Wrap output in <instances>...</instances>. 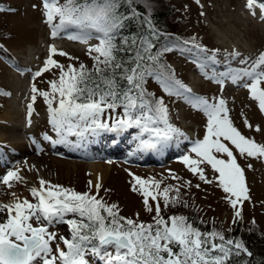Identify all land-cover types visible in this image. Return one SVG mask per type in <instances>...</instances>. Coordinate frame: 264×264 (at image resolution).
I'll use <instances>...</instances> for the list:
<instances>
[{"label":"snow or ice","instance_id":"6c2138e0","mask_svg":"<svg viewBox=\"0 0 264 264\" xmlns=\"http://www.w3.org/2000/svg\"><path fill=\"white\" fill-rule=\"evenodd\" d=\"M258 2L246 0L245 6L253 16ZM124 3L128 6L127 14L119 12L120 0H64L63 3L42 0L43 15L51 26L52 37L67 33L68 39L84 44L90 39L97 41L88 47L93 60L91 69L82 63L78 68L60 64L53 55L68 54L53 45L44 66L34 74L39 77L51 69H59L58 80L50 82L51 91H39L35 85L31 89V100L35 102L38 93L48 107L49 123L59 137L53 143H70L69 136L85 139L86 135L101 132L123 134L138 129L133 137L138 141L137 150L160 152L174 139H187L171 123L164 99L145 87L147 79L153 78L166 93L181 97L206 115L203 139L192 141L189 154L181 159L205 183L213 181L207 179L201 165H210L218 173L219 187L229 194L228 202L235 209L233 223H237L242 218L238 204L250 197L244 169L234 153L245 159L264 160V143L246 137L234 126L225 99L210 102L182 83L162 59L164 53L173 49L165 44L162 50L153 51L160 33L150 15L134 7L136 0H124ZM259 8V18L264 21V3H259ZM129 21L138 22L140 27L135 33L123 35ZM176 41L175 47L189 46V52L203 54L212 63L218 62L219 50H212L209 56V50L196 42L195 37L183 41L177 37ZM227 55L236 58L241 54L234 50ZM239 63L245 66L229 73L228 78L233 83L244 81L242 86L264 113V52L255 59L243 58ZM27 108L30 118L33 104L29 103ZM244 122L252 128L247 119ZM255 130L261 131L259 126ZM145 135L147 139L143 138ZM172 178L179 179L174 175ZM133 181L132 190L137 191L139 186L151 222L141 221L139 213L135 219L121 216L118 205L98 198L101 188L98 181L95 184L89 181V190L81 193L40 178L39 187L29 188L35 202L16 197L13 202L0 204V213H6V219L0 222V264H250L249 260L241 259L253 256L241 239L226 236L214 227L202 230L184 215L165 218L163 212L170 206L181 203L188 206L180 199L179 187L168 185L161 189V181L135 175ZM13 182L26 183L19 169H9L0 175L4 186L11 188ZM172 191L175 195H170ZM57 224H66L69 236L49 231Z\"/></svg>","mask_w":264,"mask_h":264},{"label":"rangeland","instance_id":"374dc122","mask_svg":"<svg viewBox=\"0 0 264 264\" xmlns=\"http://www.w3.org/2000/svg\"><path fill=\"white\" fill-rule=\"evenodd\" d=\"M166 1L175 9L173 16L180 20L175 31H184L186 40L195 37L196 42L209 50V56L212 50H219L216 52L218 62L212 63L205 59L203 54L189 52L187 50L189 46L183 49L174 47L168 52L167 59L176 77L192 88L196 95L204 96L210 102H214L217 98L225 99L234 126L246 137L264 143V113L259 110L258 102L250 98L249 90L242 86L244 81L238 84L230 80L222 81L225 78L222 75L224 72L218 66L226 63L224 59H232L229 58L228 53L238 51L229 45L227 40L222 39L219 32L229 40L236 41L235 45L245 54V58L254 59L253 53H247L241 44L246 41L247 50L264 52V22L258 15L253 16L250 11L246 14L242 13L246 18L238 13L244 19L237 20L235 14L240 5L246 4V0H200L199 3L196 0ZM258 6L259 2L256 8ZM0 30L3 31V37H0V118L3 110L8 106V100L19 77L22 78V86L27 89V95H24L25 104L27 106L29 103L33 104L31 117L35 119L31 130L18 133L19 144L12 142L16 130L10 125H0V175L15 168L19 169L20 174L26 178V183L13 182L11 188L0 183V204L13 202L16 197L35 202L29 188L39 187L40 178L54 185H62L81 193L86 192L89 190L88 182L92 181L88 159L94 157L99 158L97 161L102 165L109 166L104 177L97 179L101 184L99 197L107 202H114L118 205L119 211L128 218L135 219L136 214L139 213L141 221L147 222L151 219V215L143 205L139 186L137 185V191L132 190L133 175H135L161 181V189L168 185H172L173 188L179 187L182 201L192 204L202 217L218 220L223 227L234 219L235 209L228 202L229 194L219 187L218 173H215L210 165H201L207 179L213 181L205 183L199 179L198 174L193 175L181 159L183 155L189 154L192 141L203 139L207 117L202 110L191 107L181 97L169 95L156 81L152 85L147 82L151 92L164 99L170 110L171 123L178 127L187 139L184 137H180L179 141L174 139L160 152L139 151L140 161L136 160L138 152L128 153L133 148L137 149L138 141L133 137L138 129H129L120 136L126 144L120 150L114 144L116 137L110 140V135L116 136V133L110 132H101L95 136L86 135L85 139L69 136L74 137L68 138L70 143H50L47 137L51 135L53 127L45 116L48 107L44 98L38 93L35 102L31 100L33 95L31 89L35 85L39 91H51L50 82L58 80L59 69H51L39 77L34 74L44 66L45 60L49 57L50 42L59 51L68 54L53 55V59L60 64L65 67L69 64L77 67L82 63L90 67L93 60L88 53V47L96 44L97 41L90 39L83 46L71 43L67 33L52 37L51 26L46 23L43 15L42 0H1ZM16 93L22 95L20 88ZM27 106L24 115L28 118ZM245 119L252 128L246 127ZM257 126L261 131L255 130ZM143 138L148 137L145 135ZM58 139L57 136L56 140ZM99 140L102 144H98ZM183 142L185 144H182ZM176 145L179 148L176 149ZM114 151L119 155L113 153ZM107 154L112 156H106ZM234 154L237 155V161L244 169L250 197L249 200L243 201L242 205L238 204V208L242 210L240 221L255 223L264 230V160L245 159L238 153ZM126 156L130 157L125 159ZM155 156L157 160L152 162ZM249 164H251L250 168ZM173 175L178 176L179 179H173ZM196 185H199V188ZM170 195H175V191L170 192ZM150 203L153 202L150 200ZM4 219L6 213H0V222ZM49 231L69 236L66 224H57L50 227ZM52 246L55 248V243Z\"/></svg>","mask_w":264,"mask_h":264},{"label":"trees","instance_id":"16d2710c","mask_svg":"<svg viewBox=\"0 0 264 264\" xmlns=\"http://www.w3.org/2000/svg\"><path fill=\"white\" fill-rule=\"evenodd\" d=\"M60 1L61 3L64 2V0ZM120 4L121 6L118 9L119 12L127 14V4L124 3V0H120ZM134 7H136L137 10L144 15H150L153 24L156 26L158 32L160 33V40L156 44V48L153 49V51L162 50L165 44L173 49L177 43V37L180 38V41L186 40L185 38H187V36L185 35L184 31H175L176 27H178L179 25L180 20L173 16L175 9L172 5L168 4L166 0H136V4L134 5ZM139 27L140 25L138 22L129 21L127 27L123 29L122 34L129 35L130 33H135L137 32ZM0 37H3V31L1 30ZM116 42L119 43V39ZM167 54L168 52L164 53L162 58L163 62H165L166 64H168ZM78 67L79 66H77V68ZM88 68L91 69L92 66ZM154 81L156 80L153 78H148L145 87L154 96L160 97L158 94L151 92L150 88L147 87V82L148 84L150 83L152 85ZM156 82L159 86L163 87L158 81ZM117 111L119 112L120 110L118 109ZM98 198L100 197L98 196ZM107 203L115 204L114 202ZM161 207L163 208V203L161 204ZM119 214L121 216H124V214H122L120 211ZM173 214L184 215L191 218L193 221H195L196 226L200 227L202 230H208L214 227L217 230L223 231L226 236L241 239L244 242L245 246L249 249V251L253 253L252 257L243 256L241 259L249 260L250 264H264V230L257 224L241 222L240 220L237 223H233V220H231L227 226L223 227L218 220H213L204 216L202 217L199 211L194 208L192 204H188L187 207H184L183 203L179 204L177 207L170 206L163 212L165 218ZM124 217H126V215ZM147 222H151V219H148Z\"/></svg>","mask_w":264,"mask_h":264},{"label":"bare ground","instance_id":"6f19581e","mask_svg":"<svg viewBox=\"0 0 264 264\" xmlns=\"http://www.w3.org/2000/svg\"><path fill=\"white\" fill-rule=\"evenodd\" d=\"M260 2L264 3V0H259V3ZM245 5L242 4V5L239 6L238 12L235 14V17L237 18V20L242 18V17H240L242 15V13L245 12V14H246V12L249 11V9ZM255 11H256V15L260 16V8H259V6H258V8H255ZM238 13L241 14V15L239 16ZM242 16H244L246 18V16L244 14ZM243 19L244 18H242V20ZM219 34H220V37L222 39L227 40L228 44L231 45L232 47H235L238 50V52L241 54L237 58L229 57V58H232L231 60H227V58H226V59H224V60H226L225 61L226 63L218 64V66L221 67L223 69V72H224L223 76L225 78H223L222 81L230 80V82H232L231 79L228 78V74L233 72L234 70H238V69H240L241 67L244 66V65L242 66L239 63V61L241 59L245 58V54H243V52H241V50H239V48L235 45L236 41L229 40V38H227V36H225L224 34H222L220 32H219ZM241 45L244 47L243 49H245V51L247 53H251V52L253 53L254 59L259 55L258 53H260V52L256 53V52L252 51L253 49L251 51L247 50L248 49V47H247L248 43L246 41H244ZM30 50H31V48L29 49V51ZM30 60H31V58H30ZM17 78L18 79H17V81H16V83L14 85V91L11 93V97L8 100L9 101L8 102V106L3 110V114L1 115V118H0V125H10L12 127V129L16 130L17 133L13 134L14 135V139L12 140V142L15 143V144H19L20 143V137L18 138V133H20L21 131L23 132V131L31 130L33 125H34V123H35V119L34 118H32V117H30V118L28 117L27 118L24 115V112H25L24 108L26 106L25 101H24V95H27V89L22 86L23 85L22 78H19V77H17ZM19 88L21 90L22 95L20 93L19 94L16 93V90L18 91ZM36 116H38V115H36ZM45 116H46L47 120L49 121L48 111L45 113ZM29 120H30V122H29ZM121 135L122 134H117V137L115 138V141H114V144H115V146H117L118 150H119V146L117 145L118 144L117 142H118L119 136H121ZM74 137H68V138L71 139V138H74ZM47 139H48L47 140L48 142L52 143L53 141H55L57 139V133L53 130L51 135H48ZM119 143H121L119 145H122V146L126 145L123 142H119ZM67 147L69 148V146H67ZM97 159H99V158H94L93 157V159H88V161H89L88 162L89 170H90V173L92 175L93 184L96 183L97 179H101V178L104 177V175H105V173H106V171L108 170V167H109V166L106 167V166L102 165L101 163H99L97 161ZM9 201H11V199Z\"/></svg>","mask_w":264,"mask_h":264}]
</instances>
